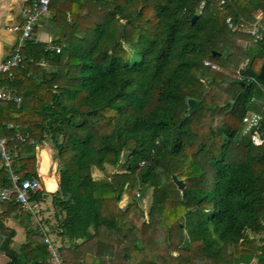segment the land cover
I'll return each mask as SVG.
<instances>
[{
  "label": "trees",
  "instance_id": "16d2710c",
  "mask_svg": "<svg viewBox=\"0 0 264 264\" xmlns=\"http://www.w3.org/2000/svg\"><path fill=\"white\" fill-rule=\"evenodd\" d=\"M212 1L197 14L201 0H51L60 52L36 39L22 47L9 83L21 101L0 102V137L17 150L20 178L37 177L35 144L52 148L67 263L263 264L264 143L254 145L239 124L264 103L253 91L264 85V30L254 42L225 20L252 23L264 0ZM243 63L250 79L239 81ZM9 124L28 138L16 141ZM142 185L151 188L147 210L136 197ZM11 207L20 209L13 199ZM12 234L6 264H45L39 232L29 230L17 251Z\"/></svg>",
  "mask_w": 264,
  "mask_h": 264
},
{
  "label": "built area",
  "instance_id": "2783aa9c",
  "mask_svg": "<svg viewBox=\"0 0 264 264\" xmlns=\"http://www.w3.org/2000/svg\"><path fill=\"white\" fill-rule=\"evenodd\" d=\"M206 0H201L197 8V14L204 8ZM225 0H213L210 2V6L222 5ZM51 0H30L29 3L21 11V22L14 26V30L17 32L16 42L14 47L7 58L0 60V102L9 101L18 103L21 100L16 89L10 86V82L14 79L13 69L21 66L24 56L21 54L22 47L31 40H35L34 27L39 19L49 12V5ZM264 14L259 12L255 14V20L252 23L243 25L242 20L239 25L234 27L230 17H227L225 22L228 28H238L252 36L253 41L257 42L261 38V29L264 30V22L262 21ZM46 50H54L59 53L60 46H46ZM41 64H44L41 61ZM205 66L212 69L216 68V65L208 60L203 61ZM245 64H241L235 71L234 77L239 81L249 80L245 77L241 71L244 69ZM2 75H5L8 83H1ZM241 134L250 138L251 142L259 146L264 143V103L262 110L247 111L242 117ZM28 138V134L16 132V141L23 142ZM9 140L0 138V162L7 174V185L0 186V202L13 199L18 203L21 211L27 213L31 219L40 222L38 214L40 211V200L35 198V195L44 193L45 188L38 177L20 178L15 171L13 162L17 156L15 151H12L8 146ZM137 196L139 193H136ZM262 229L259 232L258 245H264V222H262ZM44 242L47 246L48 256L44 259L45 264H69L64 260L62 253L59 250V246L52 242L49 237L43 232ZM42 263V261H40ZM74 264H85L83 260L79 259ZM264 264V262H263Z\"/></svg>",
  "mask_w": 264,
  "mask_h": 264
},
{
  "label": "crops",
  "instance_id": "0c3cea01",
  "mask_svg": "<svg viewBox=\"0 0 264 264\" xmlns=\"http://www.w3.org/2000/svg\"><path fill=\"white\" fill-rule=\"evenodd\" d=\"M29 1L30 0H0V60H4L5 58H7L14 47L17 38V32L14 30V26L21 22V11L29 3ZM49 16L51 15H49L48 12L47 15L39 19V21L35 25L36 32L34 33L35 39L45 43L46 46H51V41L53 38V32L51 30L50 23L48 22ZM8 127H13L16 132L19 131L18 125L9 124ZM41 149L45 150L40 153ZM11 150L17 153L16 149ZM47 151L49 153L50 164L47 174L43 175L39 171L41 163L40 156L42 154H45ZM52 156L53 150L50 147L49 143L44 142L42 145L35 144L36 173L37 177L41 180L46 192V194H44L42 199L40 200V211L38 214L40 222L31 219L27 213H24L19 208H12V199L0 202V235L4 236V238L2 239V246L7 239L8 233L12 232L13 234L11 237L10 248L17 251L20 246L26 242L27 233L29 232V230H35L36 232H39L42 237L43 232H45L49 239L56 245H58L59 248L66 243V240H63L60 236H58V231L56 230V220L54 217L55 210L53 207V197L51 193H54L58 189L59 175L57 172V163L53 161ZM2 168L3 167L0 162V170ZM50 180H52L54 184L46 185L45 182ZM53 186H55L54 189L50 190L49 188H52ZM5 209L7 213L6 217L3 216ZM2 246L0 248V250L3 252L0 254V264H6L10 259L2 249Z\"/></svg>",
  "mask_w": 264,
  "mask_h": 264
},
{
  "label": "rangeland",
  "instance_id": "374dc122",
  "mask_svg": "<svg viewBox=\"0 0 264 264\" xmlns=\"http://www.w3.org/2000/svg\"><path fill=\"white\" fill-rule=\"evenodd\" d=\"M52 44L53 43L51 42V46H52ZM259 90H262L264 92V85L258 84V83H254L253 91L254 92H257ZM239 125H240V128H241L242 123H240ZM49 159L50 158H49L48 151L45 154H42L40 156L41 163H40V169H39V171L43 175H46L47 174L48 165L50 163V160ZM110 174H111V170L109 169V170L106 171L105 175L106 176H110ZM45 184L46 185L47 184L50 185V184H54V183H53L52 180H50V181H46ZM49 189L51 190V188H49ZM136 197H138V199H139L138 201H139L141 207H143V209L147 210L148 207H149V204H150V200H151V188L148 187L147 185H142L141 186L140 195L137 196V194H136ZM124 202L125 201H123V204H125ZM123 204L121 203V205H123Z\"/></svg>",
  "mask_w": 264,
  "mask_h": 264
},
{
  "label": "water",
  "instance_id": "95a60500",
  "mask_svg": "<svg viewBox=\"0 0 264 264\" xmlns=\"http://www.w3.org/2000/svg\"><path fill=\"white\" fill-rule=\"evenodd\" d=\"M196 18H197V15H194V16L192 17L191 21L194 22V21L196 20ZM252 59H253V58L251 57V58L247 61V65H246L247 68L250 67V64H251V62H252ZM187 104H188L190 107H192V106H194V104H195V100H194L193 98H188V99H187ZM43 150H45V149H41L40 153H42ZM49 160H50V159H49ZM49 164H50V163H49ZM48 169H49V165H48ZM48 169H47V172H48ZM171 179H172V182L175 184V186L177 187V189H178L179 191H182V190L184 189V187H185V183H184V181H183L182 179L177 178L175 174H172V175H171ZM3 238H4V236H3V235H0V248H1L2 243H3V240H2ZM1 253H3V252L0 250V254H1Z\"/></svg>",
  "mask_w": 264,
  "mask_h": 264
}]
</instances>
